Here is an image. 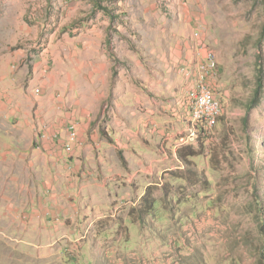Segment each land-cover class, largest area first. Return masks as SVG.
Wrapping results in <instances>:
<instances>
[{"label": "rangeland", "instance_id": "1", "mask_svg": "<svg viewBox=\"0 0 264 264\" xmlns=\"http://www.w3.org/2000/svg\"><path fill=\"white\" fill-rule=\"evenodd\" d=\"M176 24L203 60L178 63L153 87L137 79L159 107L150 158L130 166L115 141L119 127L102 119L90 127L97 141L89 139L85 160L91 169L115 170L102 179L113 199L71 206L78 192L56 182L70 177L73 158L64 150L60 167L35 140L57 131L50 121L65 124L74 109L62 116L54 102L76 99L74 82L87 101V80L73 77L71 53L93 38L94 25L109 26L106 37L96 36L112 59L104 100L112 105L124 52L116 40L129 52L133 39L142 41L144 64L157 68L161 62L147 58L151 40H165ZM206 49L216 57L208 84L223 115L212 131L192 137ZM183 148L193 155L187 164ZM129 187L133 195L121 199ZM0 264H264V0H0Z\"/></svg>", "mask_w": 264, "mask_h": 264}, {"label": "crops", "instance_id": "2", "mask_svg": "<svg viewBox=\"0 0 264 264\" xmlns=\"http://www.w3.org/2000/svg\"><path fill=\"white\" fill-rule=\"evenodd\" d=\"M94 26L95 27L92 30L93 38H86L85 44H82L79 48L82 50L78 53L72 52L70 55L72 61L75 57L74 62L76 63V72L72 73L73 77L78 78L80 76L87 80V101L84 103V101L82 102L80 100L81 94L79 95V83L74 82V90L72 89V91H74L73 93L74 96L76 95V99H70V103L68 104H66V97H64V99H57V102H54L55 108L58 110L56 112L62 114V116H66L67 111H70L67 108L68 105L69 107H73L74 110L67 114L68 119L65 120V124L61 125V123L58 122L56 126L50 121L49 123L54 126V130L57 131L52 134L47 133L45 130L41 132V134L44 133L46 136L41 140V149L44 148L47 156L46 158L50 159L52 162H56V165L60 167H63V162L67 161V158H65V154L67 153L64 152V144L67 142L68 128L72 122H78L79 138L84 143H88L84 149H76V146L74 147L75 149L73 153H68L70 154L69 156L73 158V165H75V168L72 170V173H67V175L70 174L69 178H58V181L56 182L59 183L60 187H64L66 193L69 190L70 192H78L77 197H75L76 201L72 203L71 206H76L82 202H91L102 206L108 204L107 201L110 202V200L113 199L110 191H108V196L105 195V190L103 189L105 183H102V179L105 178L106 181L107 177L110 176V178H112L115 170L113 171L105 166L101 169H91L89 163L86 161L89 160L92 155L90 151V140L94 142L97 141L95 135L92 134V132L90 134V127L96 126V124L101 122L102 119H104L106 125H108V128L110 129H112L114 125L118 126L120 130L115 134L117 137L115 141L119 148L123 150L124 160L128 162L130 166L139 163L138 160L141 161L143 158L148 160L152 151L156 147L155 145L153 148L152 144H157L159 107L157 100L150 98V96L137 85V79L144 77V80L150 83L149 85L153 87L156 86L159 81V75L165 77L167 80L169 76H174L175 74L173 70L178 63L180 64L183 61L190 59L191 62L203 60V56L199 55V52L195 48L193 50V48L190 47V40L188 39V36L185 35V30L178 24H176V28L172 34L167 33V38L165 40H159L158 38H153L154 40H151V54H149L147 58L152 62L160 61L161 65L157 68L152 64H144L141 57L142 55L139 52L141 51L140 46L143 44L142 41L137 38L133 39L130 43L132 44L131 48L134 50L129 52L126 48L127 45L124 47L116 40L114 45H117L119 51H124L120 52L117 56L123 61V64L119 69H116L118 78L116 83H114L115 98H113V104L110 105L108 102H104V100H106V97L109 95L106 92V83L108 78L110 79V76L112 75V59L110 53L105 48L106 39H103L101 36H96L102 31L104 37H106L108 32H106L107 29H105V26L107 27L108 25H102V30L97 25ZM165 47L167 48L166 51H164ZM83 51L86 52L85 58H82L80 55ZM160 51L162 52L160 53ZM193 53L194 55L196 53V55L194 56ZM123 73L125 76H123ZM141 79L143 80V78ZM99 87H101L102 90H98ZM170 88L171 86H168V92L170 91ZM106 109H109L108 114L110 115H107L108 117H106ZM135 109L136 111H134ZM129 110H133V113H128L127 111ZM123 111L126 112V117L123 115ZM131 124H133L134 127H132ZM143 136H148L150 145L143 144ZM37 138L38 137L35 139L36 142ZM129 142H133L131 147L128 146ZM117 145L115 148L118 147ZM102 161H105L104 157H101V162ZM79 163L82 164L79 165ZM140 164H142V162H140ZM83 165H88L89 168L84 169ZM126 172L131 174L133 170L130 169V172L124 170L122 174L127 175ZM96 174L102 175H100V178L98 179L97 177L94 178ZM131 181L132 185L135 186L133 179H131ZM122 193L124 194L122 195L124 197L121 199H130L133 195L130 187L128 190H123ZM136 193L139 195L137 201L143 199L144 191L134 192V194ZM112 194L115 195V193ZM60 213L61 212H59V214ZM68 215H70V213Z\"/></svg>", "mask_w": 264, "mask_h": 264}, {"label": "built area", "instance_id": "3", "mask_svg": "<svg viewBox=\"0 0 264 264\" xmlns=\"http://www.w3.org/2000/svg\"><path fill=\"white\" fill-rule=\"evenodd\" d=\"M205 48V47H204ZM205 62L199 68V80L197 90L193 94V102L191 105V116L194 128L191 131V136L196 134L209 133L218 123L223 115V106L221 102L215 97L214 92L208 84L209 78L217 71L216 57L213 52L206 49ZM15 68V67H14ZM78 122H72L68 128V139L64 144V150L70 153L74 147L84 145V142L79 138ZM46 136L44 133L37 138V143L41 144V140ZM184 141V140H183Z\"/></svg>", "mask_w": 264, "mask_h": 264}, {"label": "trees", "instance_id": "4", "mask_svg": "<svg viewBox=\"0 0 264 264\" xmlns=\"http://www.w3.org/2000/svg\"><path fill=\"white\" fill-rule=\"evenodd\" d=\"M184 150H185V148L180 149L179 158H180V160H183V162L187 164V162H188L187 159L189 157H192L193 155L186 154V152Z\"/></svg>", "mask_w": 264, "mask_h": 264}]
</instances>
